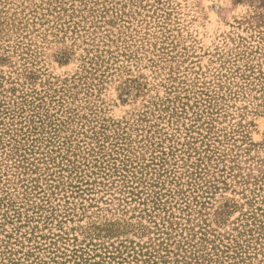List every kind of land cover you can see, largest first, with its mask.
I'll list each match as a JSON object with an SVG mask.
<instances>
[{
  "label": "rangeland",
  "instance_id": "374dc122",
  "mask_svg": "<svg viewBox=\"0 0 264 264\" xmlns=\"http://www.w3.org/2000/svg\"><path fill=\"white\" fill-rule=\"evenodd\" d=\"M46 1L0 0V16L23 18L19 34L25 37L0 39V102L9 107L35 91L42 99L35 112L68 116L72 130L103 134L109 138L104 147L115 148L105 161L121 167L132 152L149 166L147 179L161 172L162 186L135 197L115 188L121 174L132 172L108 178L109 170L92 168L98 175H77L88 180L81 186L75 174L52 165L51 178L42 163L19 176L2 167L0 264H100L99 242H165L172 250L180 233L197 243L210 239L221 251L258 230L252 238L260 236L264 246V0H67L53 31L58 12H49L54 5L47 11ZM30 40L37 52L31 60L17 47ZM86 55L91 65H84ZM24 70L33 74L28 85ZM62 89L71 96L67 115ZM83 136L79 151L87 152ZM58 175L76 189L47 190ZM32 180L41 190L24 193ZM111 182L112 188L103 187ZM155 193L160 205L152 211ZM1 204L11 206L4 219ZM156 214L164 222H152L149 215ZM252 214L256 222L247 219ZM258 250L228 263L264 264Z\"/></svg>",
  "mask_w": 264,
  "mask_h": 264
},
{
  "label": "trees",
  "instance_id": "16d2710c",
  "mask_svg": "<svg viewBox=\"0 0 264 264\" xmlns=\"http://www.w3.org/2000/svg\"><path fill=\"white\" fill-rule=\"evenodd\" d=\"M63 1L68 2L67 0L46 1L47 7L54 5L51 8V11L49 12H54V13L58 12L57 17L54 18L55 20L57 19V21H55V23L53 22L52 25L50 26V29L52 31L57 30V27L61 26L58 22L60 21L59 11H62V5L64 4ZM75 1L76 0H70V2H75ZM104 1H109V0H104ZM104 1H102V3H104ZM79 3L82 4L81 1ZM49 7L47 8V11L48 9H50ZM102 9L103 11L101 12H103L102 14L105 15L106 8L102 6ZM32 13H36V11H32ZM22 21L23 18L21 17L15 18V16L12 17H7L6 15L3 17L0 16V36L2 35L0 39L6 37L8 40L10 38V35H17L18 39L19 37L25 39V37H22V35L19 34V32L22 31L20 26V24H23ZM75 25L76 24L73 23V26ZM21 42L22 41H19V43L17 44V47L20 48V50H23L21 53L24 54L26 58L29 60H31V56L35 58L37 52L30 50L32 45L31 40L28 43L26 42L25 44H22ZM21 48H26V49L24 50ZM85 59L88 61V63L85 62L84 65L92 64V59L89 58L87 55L86 58H84V60ZM21 76L24 82H26V85H28L32 80H34L33 74L28 70H24ZM24 85L25 83L22 84V86ZM63 92L65 94L62 95V97L65 98L67 94L68 96L65 99L66 101H68L71 98V96L68 94L66 90H63ZM28 93L31 94L30 95L22 94V97L19 98L20 101L17 102L11 101V103L9 104L12 105L10 106L8 104L9 107H6V104L4 103L5 101L2 103L0 102V174L3 168L5 171L14 170L17 173V176L28 172L34 173L33 171L37 169L36 168L37 165L39 163H42L45 165L44 167L46 171L45 178L52 177L53 174H51L50 169H54V168L59 169L58 173L68 172L70 176L75 174L74 175L75 179L78 177L77 175L82 173L84 174L83 175L84 177L87 176L86 174L98 175V173L90 171L92 168L98 169V171L100 172L101 170H106V169L107 171L109 170V172H111L110 175H105L103 171V175L108 176V178L118 173L119 172L118 170L125 173L132 172L130 173L132 174L131 176H126L121 174L120 175V177H122L121 184L115 186L116 189L118 188L117 191L119 192V194H123V195L127 194L130 196L137 197L139 194H145L143 192H146V196H147L148 195L147 191L152 192V190L150 189L154 188L156 185L162 186V183L160 182V178L162 177L161 172L157 170L154 173L155 177H150L147 179L146 176H148V174L147 173L143 174V172L146 171V168L149 166L142 167V165L139 164L140 160L137 159L135 155H132V157H130V154L132 152H128V155L123 156L126 159L122 160L120 165L121 167H116L115 163L109 162V161H114V159L112 158L111 160L105 161L104 158L106 156H110L107 154V150L113 152L112 149H115L114 146H112V148L104 147L103 143L108 142L109 140L108 137L101 136L103 134L97 132H92L91 134L88 135L85 132L81 133L80 131L72 130L70 124L72 123L73 120L71 118H68V116H64V118L60 120V119H55V117L53 116H50L47 111L44 112V114L35 112V109L40 108L42 105V103L40 102V106L35 107L34 106L35 102L40 101L42 99L37 98L38 94H36L35 91ZM29 99L31 100L28 101ZM67 104L68 106H66L65 108L66 112L64 111L65 115H67V113L68 114L73 113L72 109L68 108L69 101ZM24 114H30V115L24 116ZM91 131L93 130L91 129ZM79 136H83V138H85L88 141V142L86 141L87 142L86 145L88 146V148H86L87 152L85 151V149L79 151L81 149L79 148L78 146L79 143L77 142ZM98 137L99 138L103 137V138L102 140H99ZM118 140L120 141V139L118 138L112 139L113 142ZM92 144H94V146H92ZM111 145L112 144H110V147ZM184 146L186 147L185 148L186 152H188L189 148H187V144ZM76 152L79 154H76ZM156 160L157 158L151 159L152 162ZM136 163L139 164V166L136 165L137 168L139 167L136 171L133 172L126 170L128 169L127 167L129 166L132 169L133 168L132 166ZM159 163H160L159 164L160 167H163L161 165L163 164V161L160 162L159 160ZM49 166L54 168L49 169ZM82 167H84L85 169H82ZM85 170L87 172H85ZM165 171L167 170L165 169ZM138 173L140 174V177L136 176ZM191 174H188L187 177H190ZM70 176H68V178ZM61 177L62 176L58 175L57 178L59 180V183L53 180L56 184L52 186L51 185L47 186V190L48 188H54L56 190L58 189L64 190L68 187H70L71 189L74 188L76 189V187H72L70 185L71 183H68V185L67 182L63 183L64 178ZM77 179L79 180L77 184L80 183L81 186L89 185L88 180H84L80 177ZM48 180L51 181V179ZM32 182L35 183L31 185ZM36 182L37 180L30 181L29 183L30 186L26 185L24 187L25 188L24 193L28 191V193L30 194L31 192L41 190V188L38 187ZM204 183H206L205 185L206 187L207 182ZM107 185L103 184V187L112 188V186L115 184L111 182L108 183ZM198 186L199 185H196L195 187ZM140 188L142 191H138V189ZM191 190H197V188H191ZM85 191H89V189L87 188ZM154 195H156L155 196L156 198L151 197L153 199L152 201H150L152 204L151 206L152 211L158 209L160 205L157 199L158 197L157 193H155ZM117 200L120 199L118 198ZM123 200L124 199H122V201ZM183 203H186V201H184ZM10 207L11 206L8 207L6 205L1 204V208H2L1 216L3 217V219L6 218L7 216L6 214L9 211L8 208ZM187 209H190L188 205H186V210ZM149 217H153L152 222H156L155 219H157V217H159L161 222H164V219L157 214L155 216L149 215ZM247 219L248 220L251 219L252 222H256V218L254 214H252V216ZM220 220H218L217 222H219ZM166 222H171V221L167 220ZM169 225L172 226V224ZM245 225L246 224L243 223L242 225H240V227L245 228L246 227ZM154 226L157 227L158 225L155 224ZM157 230L160 229L156 228V231ZM184 230L185 229H183V231ZM183 231L180 229V232ZM188 231L190 230H186V232ZM256 231L258 230H248L249 236H251V238L244 241L233 240L231 244H228V246L222 245L221 248H224V250L221 251L218 250L216 246H214L215 244L214 241L210 239L204 237L203 239H199L200 242L197 243L196 241H194L193 236L183 237L182 233L178 235L180 237V240L172 250H169L171 248V244L165 242H162L159 245H155L156 247H160V252L161 253L164 252L165 255H161L159 253V250H156V247L154 245L152 246V244L149 247L140 246L139 244L138 246L133 247V244L129 246H124L122 243H119L117 246H114L113 243L106 245V243L104 242H99L98 245H94V246L98 247L99 248L98 250L103 253L102 255H104V257L101 260L102 262L100 264H236L235 262L234 263H228V262L230 260L244 261L243 256L240 255L242 253L248 254V251L250 249L256 251V246H259L258 251L261 252V255L264 258V246L263 244H261V242H259V240H261L260 236H258V238L257 237L252 238L253 235L257 233ZM257 235H260V233H258ZM164 241H170V238ZM74 242H76V239L74 240ZM208 243H211L212 245L209 250L207 248ZM241 243H245V244L242 245ZM251 244H254V246L252 247ZM206 250L212 253L211 254L203 253ZM75 253H77V251ZM170 255L172 256L170 257ZM73 256L75 257L76 254H74Z\"/></svg>",
  "mask_w": 264,
  "mask_h": 264
}]
</instances>
